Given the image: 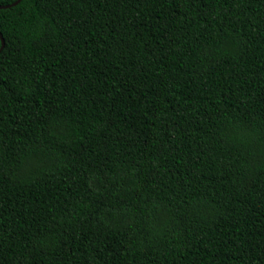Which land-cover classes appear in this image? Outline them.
Segmentation results:
<instances>
[{"label": "trees", "instance_id": "trees-1", "mask_svg": "<svg viewBox=\"0 0 264 264\" xmlns=\"http://www.w3.org/2000/svg\"><path fill=\"white\" fill-rule=\"evenodd\" d=\"M0 31V264H264V0H21Z\"/></svg>", "mask_w": 264, "mask_h": 264}, {"label": "water", "instance_id": "water-1", "mask_svg": "<svg viewBox=\"0 0 264 264\" xmlns=\"http://www.w3.org/2000/svg\"><path fill=\"white\" fill-rule=\"evenodd\" d=\"M20 1H21V0H16V1H14V2H12V3H9V4H0V8H6V7L14 6V5L18 4ZM0 37H1V39H2V47H3V45H4V43H5V40H4V37H3L1 31H0Z\"/></svg>", "mask_w": 264, "mask_h": 264}]
</instances>
